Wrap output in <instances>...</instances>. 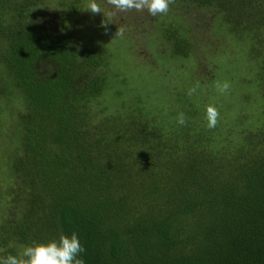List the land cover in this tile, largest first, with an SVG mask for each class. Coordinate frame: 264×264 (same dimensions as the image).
Wrapping results in <instances>:
<instances>
[{
	"label": "trees",
	"instance_id": "obj_1",
	"mask_svg": "<svg viewBox=\"0 0 264 264\" xmlns=\"http://www.w3.org/2000/svg\"><path fill=\"white\" fill-rule=\"evenodd\" d=\"M84 2L0 0L1 77L24 105L0 258L76 232L86 264H264V0H175L170 7L185 12L181 40L166 30L184 57L194 45L184 35L190 26L247 50L241 99L256 87L259 115L249 129L227 128L233 102H217L214 80L197 82L191 97L175 92L176 107L168 99L150 106L138 67L121 55L132 51L129 29L112 42L77 40L38 13L53 6L69 15ZM202 90L221 113L214 129L195 97Z\"/></svg>",
	"mask_w": 264,
	"mask_h": 264
},
{
	"label": "rangeland",
	"instance_id": "obj_2",
	"mask_svg": "<svg viewBox=\"0 0 264 264\" xmlns=\"http://www.w3.org/2000/svg\"><path fill=\"white\" fill-rule=\"evenodd\" d=\"M96 2L104 12L115 13L112 22L107 25V31L101 26V21L107 19L103 12L93 15L89 11L82 10L88 0H85L82 8L69 12V15L67 13L63 15L62 9L53 6L42 7L38 13L51 19L54 18L56 23H64L66 28L73 32L77 40L98 41L101 39L99 37H102V39L112 42L111 37L115 35L118 28L129 29L133 33L132 41L129 42L132 51L123 50L121 55L123 59H130L132 66L138 67V85L143 87L142 90L151 96V101H155L153 104L150 101L149 104L154 108L158 107L157 110L164 107L166 99L172 100L175 107L178 106L175 92L197 86V82L207 88L210 85L208 82L214 80L215 85L212 88L216 91L215 86L218 81L221 83L228 81L231 84V89L226 95L215 93L218 103L219 101L222 104L233 102V106L226 107L228 110L224 111L228 123L227 128L244 126L249 129V124L259 119V115H256V111H254L255 107L252 106L253 102L250 100V96L252 94L255 96L258 89L251 87L252 84H250V87L247 88L248 91H245L247 92L246 99L243 101L241 99L243 94L242 74L247 73L252 68L248 70L251 63L247 50H236L237 42L225 36L224 38H217L212 30L205 32L201 27L190 26V30L184 35L189 41L194 42V45L191 53L184 57L182 54L173 52L175 39L166 38V30L169 28L170 32L174 33L175 38L181 40L182 29L180 27H183L182 23L185 24L186 20H184L185 17L178 14L185 13L183 8H178L179 6L170 7L167 15L153 17L147 10L143 12L135 10L116 12L107 3V0H96ZM170 21L174 22L169 25L168 22ZM171 26H177V31L173 30ZM209 36L211 39L208 38ZM113 42H120V40ZM93 43L98 44L99 42ZM238 59H244L242 62L244 67L239 64ZM228 63H232L234 66L230 64L233 67H228ZM243 68L246 70L245 72ZM228 69L229 72L226 74ZM2 73L3 70L0 65V218L1 216L5 217V212L8 216L6 210L13 208L8 193V186L12 181L8 161L15 155L16 145L14 143H17L18 140L19 114L24 110L19 95L9 89L8 79L6 76L5 78L1 77ZM214 76L218 78L215 79ZM252 77L253 75L250 76V78ZM248 81V79H244L247 85ZM169 88L170 90H168ZM167 91L169 92L167 93ZM208 91L202 90L199 94L200 97L195 95L197 100H200L198 103L205 106L210 104L214 95L209 94ZM223 105L226 106V104ZM240 114H245L242 116L244 119H240Z\"/></svg>",
	"mask_w": 264,
	"mask_h": 264
},
{
	"label": "clouds",
	"instance_id": "obj_3",
	"mask_svg": "<svg viewBox=\"0 0 264 264\" xmlns=\"http://www.w3.org/2000/svg\"><path fill=\"white\" fill-rule=\"evenodd\" d=\"M116 12L138 11L147 12L153 16L167 15L170 10V5L175 3V0H107ZM84 11H89L93 15L104 13L107 19L101 21V26L107 31L108 23L112 22L114 12H104L96 0H88ZM125 34L124 28H118L116 38H123ZM198 85L188 89L187 95L193 96L197 93ZM216 90L221 95L227 94L231 89V84L228 81L217 82ZM221 113L217 106L210 104L206 107L205 119L208 129H214L220 121ZM177 123L181 126L187 125V117L181 112L177 117ZM86 249L81 244L78 234L72 232L70 235L63 232L58 239H53L46 243H36L27 245L15 255H8L0 258V264H86L81 257Z\"/></svg>",
	"mask_w": 264,
	"mask_h": 264
}]
</instances>
